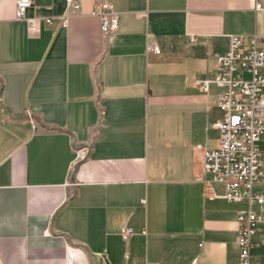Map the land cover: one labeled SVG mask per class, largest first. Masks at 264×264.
I'll list each match as a JSON object with an SVG mask.
<instances>
[{
  "label": "crops",
  "instance_id": "obj_1",
  "mask_svg": "<svg viewBox=\"0 0 264 264\" xmlns=\"http://www.w3.org/2000/svg\"><path fill=\"white\" fill-rule=\"evenodd\" d=\"M98 1L33 0L30 31L0 0V264H65L72 247L81 264H242L246 204L202 170L221 88L196 78L230 34H264V0H110L108 35ZM252 243L264 264V223Z\"/></svg>",
  "mask_w": 264,
  "mask_h": 264
},
{
  "label": "built area",
  "instance_id": "obj_2",
  "mask_svg": "<svg viewBox=\"0 0 264 264\" xmlns=\"http://www.w3.org/2000/svg\"><path fill=\"white\" fill-rule=\"evenodd\" d=\"M66 1L68 8L80 7L79 0ZM32 4L33 0H16L15 7V17L25 20L30 31L39 28L40 21L37 16L27 15ZM255 8L264 12L260 3ZM91 14L100 17L105 35L117 30L120 14L110 0L98 1ZM62 24H67V16ZM147 50L161 52L156 43H148ZM196 84L203 91L211 84L221 88L217 98L223 112L213 124L219 130L218 143L204 149L202 170L224 186L218 196L246 204L237 215L239 257L242 264H259L252 259L251 248L252 236L264 223V194L254 190L256 182L264 181L263 152L258 146L264 133V34H230L228 49L216 58V72L197 76ZM255 204L258 211L253 208ZM133 232L129 226L120 230L124 239ZM76 254L75 248H69L65 264H81Z\"/></svg>",
  "mask_w": 264,
  "mask_h": 264
}]
</instances>
